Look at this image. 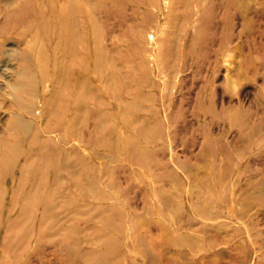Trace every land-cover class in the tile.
Wrapping results in <instances>:
<instances>
[{
    "label": "rangeland",
    "instance_id": "obj_1",
    "mask_svg": "<svg viewBox=\"0 0 264 264\" xmlns=\"http://www.w3.org/2000/svg\"><path fill=\"white\" fill-rule=\"evenodd\" d=\"M0 264H264V0H0Z\"/></svg>",
    "mask_w": 264,
    "mask_h": 264
},
{
    "label": "bare ground",
    "instance_id": "obj_2",
    "mask_svg": "<svg viewBox=\"0 0 264 264\" xmlns=\"http://www.w3.org/2000/svg\"><path fill=\"white\" fill-rule=\"evenodd\" d=\"M19 123H21V120L18 118V117H16L15 115H14V118L12 119V122H11V124H10V127L12 128V129H14V130H17V126H19ZM25 135V134H24ZM24 137V139L23 140H25V141H23V142H25V144H27V146H26V148H25V150L27 151V160L29 161L30 160V154H31V145H32V140L31 139H29V137H28V135H27V137L26 136H23ZM22 142V143H23ZM19 144V143H18ZM24 144V145H25ZM21 146H23L22 144H20ZM6 148H7V151H6V153H9V150L10 151H13V155H14V161H16L15 160V157L17 156V154H18V147L17 146H10V145H8L7 143H6ZM15 163V162H14ZM23 165H24V163H23Z\"/></svg>",
    "mask_w": 264,
    "mask_h": 264
}]
</instances>
